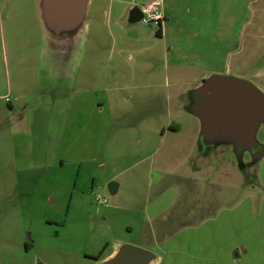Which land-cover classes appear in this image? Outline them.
<instances>
[{
  "label": "crops",
  "instance_id": "crops-1",
  "mask_svg": "<svg viewBox=\"0 0 264 264\" xmlns=\"http://www.w3.org/2000/svg\"><path fill=\"white\" fill-rule=\"evenodd\" d=\"M18 1L0 0V70L2 60L7 70L24 62L9 60L2 33L3 19ZM24 1L41 30L37 71L56 84L51 89L59 94L37 87L23 107H10L15 121L26 120L32 130L43 132L42 141L30 144L27 167L59 160L54 156L65 139L69 147L82 139L80 147L91 148L97 141L101 148L127 131L132 138H125V145L150 147L157 135L179 131L172 120L174 107L199 119L201 128L193 107L206 79L216 73L234 75L232 70L264 77V0H87L84 12L67 22L47 15L43 0ZM150 3L164 14L160 25L129 20L134 5ZM49 116L54 134L46 133ZM218 139L213 151L201 154L209 162L200 156V142L193 146L192 141L187 155H197V175L153 170L156 177L148 189L155 196L146 200L140 234L156 255L150 264H264V189L238 190L222 181L216 161L231 157L223 151L231 149L232 138ZM49 148L53 152L45 151ZM111 179L117 192L121 182ZM171 191L173 197L157 206ZM242 204L248 216L262 220L239 219ZM193 232L199 238L187 236Z\"/></svg>",
  "mask_w": 264,
  "mask_h": 264
},
{
  "label": "rangeland",
  "instance_id": "rangeland-1",
  "mask_svg": "<svg viewBox=\"0 0 264 264\" xmlns=\"http://www.w3.org/2000/svg\"><path fill=\"white\" fill-rule=\"evenodd\" d=\"M2 33L9 60L18 57L24 62L18 66L10 64L7 70L1 61L0 264H95L96 256L105 245V255L122 243L151 248L145 245L140 234L145 217L143 209L151 195L149 182L156 177L153 170L197 175L193 169L194 164L199 163L198 157L187 155L192 141L193 146L200 142V156L207 161L209 158L202 155L213 151L219 139L210 137V142L203 141L199 119L190 113H180L174 107L172 120L180 127L179 131H168L165 137L157 135L150 147L137 149L135 144L125 145L124 139L132 138L127 131L101 148L96 147L97 141H92L91 148L80 147L85 143L82 139L69 147L65 139L66 145L54 156L59 160L27 167L30 166L27 157L30 144L34 139L42 141L43 132L32 130L26 120L25 124L15 121L16 114L10 107H23L26 95L37 87L45 88L51 96L59 94L51 89L56 84L37 71L41 30L35 12L24 0L18 1L3 19ZM232 73L249 78L264 91V77L261 79L240 70H232ZM49 119L51 129L46 133L54 134L52 116ZM113 135L112 131L111 138ZM255 141L254 148H245L232 134L231 149L223 151L231 157L220 156L216 163L223 171L221 177L220 174L215 176L230 182L234 189H264V119L255 131ZM49 149L45 151L53 152ZM143 156L146 158L140 160ZM223 161H228L230 166ZM206 173L211 174L205 171V176ZM113 176L121 182L116 193L109 188ZM154 193L155 190L151 196H155ZM164 197L157 206H162L165 199L170 200L172 191ZM243 205L236 214L239 219L262 220L261 216H248ZM199 234L193 232L187 236L199 238Z\"/></svg>",
  "mask_w": 264,
  "mask_h": 264
},
{
  "label": "water",
  "instance_id": "water-1",
  "mask_svg": "<svg viewBox=\"0 0 264 264\" xmlns=\"http://www.w3.org/2000/svg\"><path fill=\"white\" fill-rule=\"evenodd\" d=\"M86 2L43 0V7L47 15L67 22L84 12ZM142 17V8L134 5L129 20L136 22ZM200 94V102L193 110L201 119L204 141L228 135L232 138L233 134L245 148L256 146L255 131L264 119V91L247 78L216 73L205 80ZM109 188L112 193L116 192L117 183L111 181ZM155 258L152 251L125 243L114 256L97 264H150Z\"/></svg>",
  "mask_w": 264,
  "mask_h": 264
},
{
  "label": "built area",
  "instance_id": "built-area-1",
  "mask_svg": "<svg viewBox=\"0 0 264 264\" xmlns=\"http://www.w3.org/2000/svg\"><path fill=\"white\" fill-rule=\"evenodd\" d=\"M142 10L143 17L141 18V21L155 25H160L162 23L164 14L158 5L150 3L144 6Z\"/></svg>",
  "mask_w": 264,
  "mask_h": 264
},
{
  "label": "flooded vegetation",
  "instance_id": "flooded-vegetation-1",
  "mask_svg": "<svg viewBox=\"0 0 264 264\" xmlns=\"http://www.w3.org/2000/svg\"><path fill=\"white\" fill-rule=\"evenodd\" d=\"M106 246H107V245H105V247H106ZM105 247L102 249V251L100 252V254H99L98 256H96V260H97L96 262L99 263L100 259H102V258H104V257L106 256V255H105V249H106Z\"/></svg>",
  "mask_w": 264,
  "mask_h": 264
}]
</instances>
